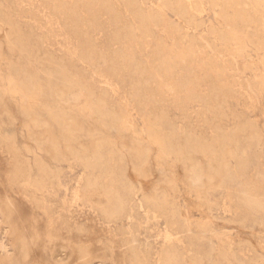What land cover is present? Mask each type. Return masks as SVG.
I'll return each instance as SVG.
<instances>
[{"label":"bare ground","instance_id":"obj_1","mask_svg":"<svg viewBox=\"0 0 264 264\" xmlns=\"http://www.w3.org/2000/svg\"><path fill=\"white\" fill-rule=\"evenodd\" d=\"M45 1L50 4L54 12L61 11L67 5L65 0V2L63 0ZM119 1L124 6L123 9L127 11V14L128 12L131 13L133 25L126 26L127 28L123 26L122 31L113 28L115 29L111 33L113 40H124L131 47L138 40L137 35L148 39L152 42V44L149 43L148 45L151 47V51L145 54L144 59H141L138 51L135 49L131 50L129 48L123 50L119 48L118 44L116 49L109 52L106 48H99L97 50V47L90 42L91 39L89 40L88 37H91L92 34L88 36V29L86 30L85 28L86 25H89L88 27L94 26L95 28L93 27V29L99 28L93 23L97 12L104 11L108 15V23L111 26L115 27V24H118L117 22L120 21V10H117L116 6L113 5L115 4L114 2L110 3L108 0H78V2L82 3L83 8L85 7V10H87V12L82 13H86L85 15L79 17L78 14L80 13L77 14L78 16L75 14V7L78 2L74 0L69 4L72 11L71 15H69L71 25L69 29H71L70 32L78 39L79 52L77 60L86 63L88 59L94 56L96 60L98 59V61L101 60L102 63H106L112 74L118 75L121 71L125 72L126 77H128L129 86L139 99L154 101V96L150 98L147 96L155 87L157 79H163L170 75V72L173 71L178 62L176 59L180 58L182 60L187 58L191 61L196 52L197 40L199 41V39L195 38L194 34L187 33L188 30H186V35L183 38L186 40L183 46L177 45L176 42L167 46L155 38L154 30L164 31L167 29L168 12L174 14L177 19L178 23L174 26V29L179 31L181 29L180 23L184 24L185 29L200 27L202 22H196L195 16L202 14L207 8L212 9L214 10V18L217 21L216 29H214L216 48L227 51L234 58L242 57L248 48L254 49L257 52L264 51V0H207V4L204 0H158L156 5L148 7L147 4L146 7L144 6L149 0ZM102 11L99 13H102ZM5 17L0 14V29ZM103 19L105 18L103 17ZM126 19H129V16ZM123 21L126 22L124 19ZM129 22L131 21L129 20ZM124 24L126 25V23L122 25ZM16 25L13 24V28L10 30L11 33H4L2 30L0 54L3 46L10 49L9 52L12 50L13 54H16V52L22 55L24 52L27 54L26 52L31 46V41L29 42L26 36L24 38V35H21L23 28H18ZM9 26L8 28L10 29ZM91 27L89 28L90 30ZM19 29L21 30L19 31ZM188 36L190 37L186 39ZM206 47L208 49L211 48V45L207 41ZM33 51L34 49L30 51L31 54ZM34 53L35 58H32L37 60L36 52ZM31 54L30 57L28 54L24 56L26 58L24 69L22 66H19V70L23 69V72L19 73L20 71H16L18 68L17 64L19 63L5 61L7 62V73L4 76L0 74V83L5 84L0 87V101L7 95L17 96L19 100L13 106H15L16 114L23 120L21 127H16L14 121L16 118L14 119L15 116L13 117V114L6 109L0 112V156L6 154L9 160H11L10 163H0L2 165L0 167L4 172V179L6 180V184L0 181V215L4 217V223L8 228L13 248L11 254L6 253L3 257L6 264H45L47 262L43 255L45 249H49L53 264H87L94 243L103 244L102 253L104 257L107 258L109 264H115L114 248L111 245L113 246L115 236L117 235H112L110 231L106 229L101 231L104 235L94 242L87 237L85 238L83 227H78L79 233L82 235L78 239L72 233L69 224L64 220L60 221V224L56 227L57 221L53 222L48 217L46 227L41 230L35 224L34 213L28 211L23 216L19 215L25 202L40 203L36 196L29 197L27 189L44 192L60 186L62 166L72 161H78L84 168H91L93 170L97 166L98 168L100 166L103 168V172L83 175V181L79 187V195L83 199L93 196L95 208L109 223L129 219L131 223L129 230L131 231L126 234L136 231L137 218L141 210L167 217L169 224L178 236L176 238L168 236L167 242L157 252V264H183V240H181L179 232L182 230L184 214L175 205L172 196L174 186L176 185H174V182L177 179L174 178L173 174V176L167 177L168 175L170 176L168 174L165 177L159 175L155 180H142L148 174L147 169L148 164H150L148 163V155H150L149 150L153 148L155 151L154 160L164 171L171 170V167H166L164 164V161H167V154L178 153L176 158L178 164L186 172L185 180L187 179L192 189L200 190L206 194L211 191L213 192L216 188L228 189V184L244 177V183H240V185L236 186V190H234L237 195L236 202H239L245 210L247 227L249 228L247 233L251 236L249 239L252 240L260 236L253 229L255 226H261V229L264 228V172H258L255 177L252 175V177H248L246 175L247 169L252 162L253 153L256 151L250 152L251 148L255 144H259L260 136L256 128H247L244 124H237L225 133L220 134L221 138L219 140L217 138L216 144L205 141L202 137H197V142H194L192 146L183 144L180 147L181 149L179 148L180 150L167 146L163 138L157 134L152 136L149 134L150 139L141 138L139 141V138L131 132L140 143H137L135 140L129 141L123 134L120 136V133L121 131L123 133L129 132L132 129L131 125L126 126L120 123L115 109L108 101L107 89L106 92L103 90L98 94L92 93L87 88L90 85L83 80L82 72L68 69L67 63L62 60H59L61 63L55 64L56 59H52V61L48 60L51 62H49L47 67L44 64L47 69H45V72L43 71V73L47 74V82L45 81L46 83H44L37 78L38 71L35 70L36 72L32 74L30 70V72L27 70V66L32 59ZM45 56L43 55V57ZM36 63L41 64L42 62ZM37 67L39 66L37 65ZM258 82L261 87H264V76ZM72 89L76 90V94L73 92L74 97L72 96V99L64 100V96H67L66 94ZM228 89L221 85L219 87H212L209 94H207V99H204L203 103L208 107L211 104L209 99L212 98V102L215 105L212 111L222 113L227 108L226 105L224 106V102L225 98L229 96V92L225 91H231ZM73 93L71 94L73 95ZM81 97L84 100L79 103V98ZM41 111H44L45 115L42 116L40 114ZM164 119L165 116L163 114L157 116L154 122L156 123V128L159 129ZM79 134L88 135L87 138H89L90 144L88 146H80L75 150L74 141ZM106 146H110V149L106 150V153H103ZM114 147L116 148L115 150ZM88 148L92 150H90L91 153L88 151ZM262 148H264V145ZM124 150L126 152L123 153ZM241 152H243V155L245 152L246 156L242 157ZM125 153L129 154L131 158L133 170L130 172L131 174H127L126 172V174H120L122 172L121 169V172L118 173L119 163L122 161L123 154ZM257 153L255 154L257 155ZM104 154L106 158H104ZM254 157L257 158L255 155ZM228 159H233V166L229 167L227 164ZM12 193H15L18 199L13 197ZM203 195H198V199H200L199 196ZM204 198L206 197L204 196ZM201 202L199 203L201 204ZM183 226L185 225L183 224ZM242 226L244 228V225ZM120 234L124 235L125 233L120 230ZM199 236L197 234V237ZM201 236L204 237V235ZM103 237L106 239L107 237H112L113 240L112 238H108L107 243H104ZM130 237L125 236L122 240L128 245L130 264H151V256L148 250L140 249L135 242V236H133V239H130ZM187 237L189 239L192 236ZM196 239L198 240V238ZM41 245L42 248L40 247ZM260 248L262 249L261 246ZM212 249L215 251L214 248ZM207 255L209 256V254ZM193 261L191 260V262Z\"/></svg>","mask_w":264,"mask_h":264},{"label":"rangeland","instance_id":"obj_2","mask_svg":"<svg viewBox=\"0 0 264 264\" xmlns=\"http://www.w3.org/2000/svg\"><path fill=\"white\" fill-rule=\"evenodd\" d=\"M65 1L64 2L67 5L61 9V11L54 12L50 4L45 0H0V14L6 16L3 23V25H5L4 27L2 25L3 29H0V39L2 38L3 32L11 33L10 30L13 28V24L16 25V22V26H18V28H23H21L22 30L19 29V31L21 30L22 32H20L21 35H24V38L26 36V39H29V42L31 41L29 50L32 51L34 49L32 53L33 56L29 50L26 53L29 55V57L31 54V58H35L34 52H36L37 55V60L30 58L31 62L27 66V70L31 71H29L30 73L33 74V72L38 71L37 78L40 79V81L46 83L47 74L43 73V71L45 72L46 69L44 64L47 67L52 59H58L57 61L55 60V64L61 63L59 60H62L67 63L66 65L68 69L82 72L83 80L85 83L90 85L87 88L92 93L98 94L103 90L106 92L107 89L108 92H106V94H108V101L115 109L120 123L126 126L131 125L132 128L129 132L123 133V131H121L120 136L123 134L127 140H135L137 143L141 138L150 139V135L152 136L157 134L163 138L167 146L180 150V147L183 144L192 146L194 142H197V137H202L205 141L216 144L217 138L218 140L221 138L220 134L225 133L227 130L235 127L237 124H244L247 128L254 127L258 130L260 139L259 144L257 143V145H254L256 147L253 146L251 148L250 152L253 153V150L256 151L253 153L252 162L250 167L247 169L246 175L248 177L251 175L255 177L258 172H264V148H262L264 145V87H261L258 82L259 79L264 76V51L257 52L254 49L248 48L242 57L234 58L233 55L227 51L216 48L214 43V29H216L217 21L214 18V10L212 9L207 8L202 12V14L195 16L196 22H202L200 27L196 29H185V26H183L184 24L179 22L181 25V29L179 31L174 29V26L178 23L177 19L175 18L174 14L168 12L167 15L169 19L167 20V29L164 31L154 30L156 36L155 38L159 39L167 46L172 45L174 42H176L179 46H183L186 41L183 38L186 35V30H188L187 33L194 34L195 38L199 39V41L197 40L196 52L191 61L187 58L182 60L180 58L176 59L178 62L176 63L173 71L170 72V75L163 79H157L155 82V87L152 89V92H149L147 96L148 98L154 96V101H150L149 99H139L129 86L128 77H126L125 72L121 71L118 75L112 74L108 69L107 64L102 63L101 60H96L94 56L88 59L86 63L82 61L79 62L77 60L79 52L78 39L70 32L71 29H69L71 28L69 15H71L72 12L69 4L74 0ZM108 1L110 3L114 2L115 4L113 5L116 6L117 10H120V21L117 22L118 24H115V27L111 26L108 23V15L102 10V13H99L101 11L97 12V14H95L96 16L94 17L93 23H95L99 28L93 29L94 26H90V30V27H88L89 25H86L85 28L86 30L88 29V36H91L92 34L91 37L87 36L89 40L91 39L90 42H92V44L97 47V50L99 48H106L109 52L110 50L112 51L113 49H116L118 44L119 48L123 50L129 48L131 50L135 49L138 51L141 59H144L145 54L151 51V47L148 45L149 43L152 44V42H150L148 39L137 35L138 40L135 41L131 47H129V44H127L124 40H113V36L111 34L112 31L115 30L113 28L122 31V28H127L133 25V19L131 17V13L128 12L127 14V11L123 9L124 6L120 1ZM204 1L207 4L208 1ZM157 3L158 0H149L147 3H145L144 7H146V4L148 7L151 5H156ZM80 4L82 5L81 2H78L75 7V14L77 15L80 13L78 14L79 17L86 14L82 13L87 12V10H85L86 8H83V5L81 6ZM77 9L78 11H76ZM124 11L125 13H123ZM62 12L64 13L62 14ZM127 15L129 16V19H126L128 18ZM103 17L105 19H103ZM198 17L201 18L199 19ZM123 19L126 20V22L123 21ZM129 20L131 22H129ZM120 22L126 23V25H122L123 23ZM8 25H10V29L8 28ZM38 34H41V36ZM39 37H41V40ZM189 37L190 36H188L186 39ZM111 40L113 43H110ZM206 41L211 45V48L208 49V47H206ZM107 44L111 46H108ZM9 50L10 49L6 48L5 46H3L1 49L0 74L3 76L7 73V62L5 61L19 63L17 64L18 68L16 71H20L19 66H22L24 69V64L26 63V58L24 56L27 54H25V52H22L23 55L19 54L18 52H16L17 55L15 53L14 55L13 51L11 50L9 52ZM42 54L44 56L46 55V58L50 57L51 59L47 58L46 60ZM38 56L40 57L38 58ZM8 58L10 59L7 60ZM36 62H42V65ZM37 65L39 67H37ZM23 69H21L19 73L23 72ZM3 85L5 84L0 83V87ZM219 85L231 90L225 91L229 92V96L225 98L224 106L226 105L227 108L223 110L222 113H218V111H212L215 107L214 103L212 102V98L209 99L211 104H209L208 107L203 103V100L207 99V94H209L210 89L212 87H219ZM73 90L74 89L66 94L70 97L67 98V96H64V100H69L70 98L72 99L74 97L76 90ZM71 93H73V95ZM18 100L19 99L17 96L14 95L4 96L0 101V112L4 111L5 109L9 111L11 114H13V117L15 116L14 119L16 118L14 120L16 123L15 126L21 127V122H23V120L19 117V115L16 114L15 106H13L16 105ZM83 100V97L79 98V103ZM43 112L44 111L40 112L42 116L45 115ZM160 114H163L165 119L162 121V124L158 129L156 128V123L154 122L157 116ZM131 132L134 133L137 138H139V141L136 140L135 136H133ZM79 135L74 141L75 150H77L80 146L83 147L90 144L89 138H87L88 135ZM104 149L105 150H103V153H106V150L108 151L110 146H106ZM115 149L116 148L114 147V150ZM153 149L149 150L150 155H148V163L150 164H148V174L142 180H155L159 177V175L165 177L168 174H170V176L168 175L167 177L174 175V178L177 179L174 182V185L176 184L174 186L176 189L174 188L172 196L175 205H177L184 214V220L182 221L181 227L182 230L179 232V235L181 234V240H183V264H187L188 261V264H194V261L196 262L195 264H200L202 260L204 261H202L204 264H263L264 228L261 229V226H255L253 231L260 236L250 240L249 238H251V236H249L247 233L249 228L247 227V216L245 210L241 204H239V202H236L237 195L234 190H236V186L240 185V183H244V177L234 180L228 184V189L216 188V190L214 189L215 191L213 190V192L211 191L206 194L200 190L197 191L196 189H192L187 179L185 180L186 172L183 170V167L178 164V160L176 158L178 153L176 154L173 152L171 154H167V161H164V164L166 167H171V170L164 171L154 160L155 151ZM90 150L91 149L88 148V151L91 153L92 150ZM124 152L126 151L124 150L123 153ZM256 152H258L257 155L259 156L255 154ZM242 153L243 152L240 153L242 157L246 156L245 152L244 155ZM254 155L257 158H255ZM104 156V158H106L105 154ZM227 161L229 167L233 166V159H228ZM2 162L3 164H6L7 162L10 163L11 160H9L6 154H3L0 156V163ZM0 166L2 167V165ZM1 167L0 181H2L3 184H6V180L4 179L3 175L4 172ZM83 168L84 167L78 161H72L69 164L65 163L62 166V172L60 174V186L53 189H48L44 192H36L32 189H27V194L29 197L36 196L40 203L35 204L33 202H25L22 205V210L20 211L19 215L23 216L28 211L34 213L35 224L41 230L46 227L48 217H50L53 222L57 221L56 227L60 224V221L64 220L67 224H69L72 233L78 239H80L82 236L81 233H79L78 227H83L85 231V238L87 237L94 242L96 239L104 235L101 233V231L104 229L110 231L112 235H117L115 236L113 246L111 245V247L114 248V257L116 260L115 264H130V252L128 250V245L122 240L125 236H131L130 239H133V236H135V242L137 243L138 247L140 249H147L150 253L151 264H157V252L160 250L161 246L167 242L168 236H171V238H176L178 236L176 231L169 224V219L163 215L152 214L148 211L141 210V213L137 218V225L135 227L136 231L126 234L127 232L131 231L129 230L131 225L129 219H123L120 222L109 223L95 208L92 199L94 198L93 196L83 199L79 195V187L82 184L83 175L87 173L96 174L103 172V168L101 166L99 168L97 166L94 170L91 168H84L86 169L84 170ZM124 169L125 171H123ZM118 170V173L121 172L120 174H131L130 172L133 170L129 154H123ZM191 190H194V192ZM198 195L203 196H199L200 199H198ZM12 196L18 199V196L15 193H12ZM204 196L208 200L204 198ZM200 201H202L201 204L199 203ZM210 202H212L211 205ZM242 219L246 222L244 221L243 223ZM183 224L185 226H183ZM242 225H244V228ZM120 230L125 234H120ZM199 233L204 235V237ZM197 234L200 236L197 237ZM187 236H192V239L189 238V240ZM108 238L112 237H107V239ZM196 238H198V240ZM107 239L103 237L102 240L104 243H107ZM185 245L189 247H186ZM0 246V264H6L3 260V257L6 255V253L11 254L13 252V248L8 228L5 226L4 217L2 215H0ZM260 246L262 247L263 251ZM40 247L42 248V245ZM102 248L103 244L94 243L92 253L87 260V264H109L107 258H105L104 254L102 253ZM212 248H214L215 251ZM198 252L200 253L198 254ZM207 254H209V256ZM43 255L47 261L45 264H53L49 249H45ZM191 260L194 261L191 262Z\"/></svg>","mask_w":264,"mask_h":264}]
</instances>
